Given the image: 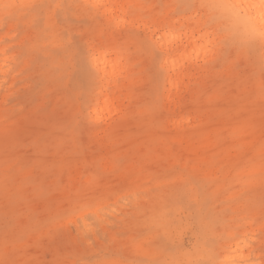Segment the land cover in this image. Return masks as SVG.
Instances as JSON below:
<instances>
[{"label": "rangeland", "instance_id": "obj_1", "mask_svg": "<svg viewBox=\"0 0 264 264\" xmlns=\"http://www.w3.org/2000/svg\"><path fill=\"white\" fill-rule=\"evenodd\" d=\"M218 2L0 0V264H264V41Z\"/></svg>", "mask_w": 264, "mask_h": 264}, {"label": "bare ground", "instance_id": "obj_2", "mask_svg": "<svg viewBox=\"0 0 264 264\" xmlns=\"http://www.w3.org/2000/svg\"><path fill=\"white\" fill-rule=\"evenodd\" d=\"M229 2L241 4V5H256L255 8L246 7L243 10V15H245L246 20L254 26L255 30L260 29L262 24L260 20L261 10L259 7L261 0H229ZM160 37H161V41H160L161 45H165V46H169L173 42L174 38H176L174 33H172L171 31L164 32ZM205 37H206L205 34H199L198 38L202 39ZM205 48L206 47L203 46L202 44H195L193 49L190 51V54L200 53L202 51H205ZM103 54L104 53H99V56H96L92 59V64L95 70H97V72L101 75H104L107 70L106 69L107 61H105V56ZM183 55L185 54H182L180 56H173V57L167 56L163 63L164 66H166L167 68L168 67L172 68L173 70L176 69L177 67H179L181 57Z\"/></svg>", "mask_w": 264, "mask_h": 264}, {"label": "snow or ice", "instance_id": "obj_3", "mask_svg": "<svg viewBox=\"0 0 264 264\" xmlns=\"http://www.w3.org/2000/svg\"><path fill=\"white\" fill-rule=\"evenodd\" d=\"M211 7L217 10L221 16L227 15L230 18L239 20L246 7L255 8L256 5H241L229 2V0H220V2L211 5ZM259 7L261 10L260 20L262 22L259 32L257 33L254 28H250L248 26L244 28H234L232 39L245 42L258 37L261 41H264V0H261Z\"/></svg>", "mask_w": 264, "mask_h": 264}]
</instances>
